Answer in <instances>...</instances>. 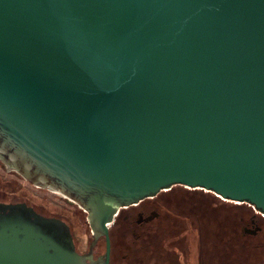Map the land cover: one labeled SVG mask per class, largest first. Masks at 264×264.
<instances>
[{"label":"water","instance_id":"95a60500","mask_svg":"<svg viewBox=\"0 0 264 264\" xmlns=\"http://www.w3.org/2000/svg\"><path fill=\"white\" fill-rule=\"evenodd\" d=\"M0 161L105 238L181 186L264 216V0H0ZM0 264H85L61 222L0 220Z\"/></svg>","mask_w":264,"mask_h":264},{"label":"flooded vegetation","instance_id":"af4514ba","mask_svg":"<svg viewBox=\"0 0 264 264\" xmlns=\"http://www.w3.org/2000/svg\"><path fill=\"white\" fill-rule=\"evenodd\" d=\"M173 188L160 192L163 197L159 193L118 209L108 226L109 264H264V216L253 206L213 194L229 205L209 200L207 211L205 205L192 204L201 197L184 191L169 194ZM180 199H189V205ZM38 216L68 228L73 249L85 264L103 259L105 238L91 232L78 204L0 161V220L31 222Z\"/></svg>","mask_w":264,"mask_h":264},{"label":"trees","instance_id":"16d2710c","mask_svg":"<svg viewBox=\"0 0 264 264\" xmlns=\"http://www.w3.org/2000/svg\"><path fill=\"white\" fill-rule=\"evenodd\" d=\"M188 192V193H192L193 195H195V196H199V197H203V196H205V197H209V198H212V199H214L218 204H222L223 206H226V205H229V204H227V203H225V202H222L221 200H219L217 197H215L212 193H206V194H204L203 192H202V190H194V191H189V190H186L185 188H183V187H181V186H176V187H174L170 192H169V194H171V193H173V192ZM191 194V195H192ZM160 197H163V196H165V194L164 193H160V195H159Z\"/></svg>","mask_w":264,"mask_h":264},{"label":"rangeland","instance_id":"374dc122","mask_svg":"<svg viewBox=\"0 0 264 264\" xmlns=\"http://www.w3.org/2000/svg\"><path fill=\"white\" fill-rule=\"evenodd\" d=\"M32 190H33V192H37L38 191V189H33L32 188ZM202 192L204 193V194H206L207 192L206 191H204V190H202ZM202 199V200H201ZM201 199H199V200H196L195 199V202H193L192 204H197V205H205L204 207L206 208V210L208 211L209 209H210V205L208 204L209 203V200H212V201H214L212 198H209V197H205V196H203V197H201ZM178 201H174L173 202V205H179L178 203H177ZM179 202H187L188 204L187 205H189V199H180V201ZM214 203H216V201H214ZM186 204V203H185ZM78 228V227H77ZM75 229V232H76V234L78 233V232H80V230H78V229ZM112 264H115V262L114 263H112ZM116 264H119V262L117 261L116 262ZM122 264H124V263H122Z\"/></svg>","mask_w":264,"mask_h":264}]
</instances>
